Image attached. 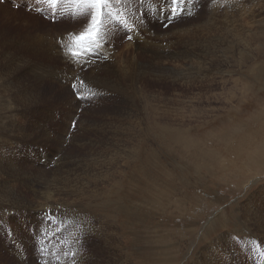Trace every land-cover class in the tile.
I'll list each match as a JSON object with an SVG mask.
<instances>
[{
    "label": "rangeland",
    "instance_id": "rangeland-1",
    "mask_svg": "<svg viewBox=\"0 0 264 264\" xmlns=\"http://www.w3.org/2000/svg\"><path fill=\"white\" fill-rule=\"evenodd\" d=\"M124 1L0 0V264H264L263 0Z\"/></svg>",
    "mask_w": 264,
    "mask_h": 264
},
{
    "label": "bare ground",
    "instance_id": "bare-ground-1",
    "mask_svg": "<svg viewBox=\"0 0 264 264\" xmlns=\"http://www.w3.org/2000/svg\"><path fill=\"white\" fill-rule=\"evenodd\" d=\"M151 1H152V0H151ZM190 1H192V0H190ZM234 1H235V0H234ZM239 1H240V0H239ZM261 1H262V0H261ZM137 2H138V1H137ZM148 2H149V1H148ZM213 2H214V1H213ZM228 2H229V4L231 5V3H230L231 0L228 1ZM255 2H256V1H255ZM258 2H259V1H258ZM125 3H126V1H124V0H122V3H120L119 0H118V2H116V3L114 4V6H113V11H114L115 13H113V15H112L113 17H112V18L120 19L121 21H122V19H124V18H122V17L124 16V15H123L124 13L122 14V12H123L124 6H126ZM168 3H169V2H168ZM210 3H211V2H210ZM216 3H217V1H216ZM232 3H233L234 5H236L235 2H232ZM236 3H237V2H236ZM248 3H249V2H248ZM263 3H264V0H263ZM127 4H128V3H127ZM135 4H136V3H135ZM145 4H146V3H145ZM156 4H157V2H156ZM163 4H164V3H163ZM214 4H215V3H214ZM238 4H239V3H238ZM128 5H129V4H128ZM128 5H127V8L130 7V6L128 7ZM165 5H166V4H165ZM190 5H191V4H190ZM190 5H189V6H190ZM194 5H195V3H194ZM212 5H213V4H212ZM212 5H211V7L208 6L207 9H208V8H212ZM218 5H220V4H218ZM241 5H242V4H241ZM245 5H246V4H245ZM256 5H257V4H256ZM131 6H132V5H131ZM141 6H142V5H141ZM141 6H140V8H141ZM158 6H159V5H158ZM186 6H187V5H186ZM201 6H202V5H201ZM214 6H215V5H214ZM246 6H247V5H246ZM162 7H163V6H162ZM180 7H181V6H180ZM215 7H216V6H215ZM227 7H229V6H227ZM232 7H233V6H232ZM237 7H238V6H237ZM237 7H234V8L236 9ZM249 7H250V6H249ZM257 7H258V6H257ZM142 8H143V6H142ZM142 8H141V9H142ZM185 8H186V7H185ZM189 8H190V7H189ZM196 8H197V7H196ZM222 8H223V7H222ZM225 8H226V7H225ZM225 8H224V9H225ZM229 8H230V7H229ZM229 8H228V9H229ZM244 8H245V7H244ZM250 8H251V7H250ZM258 8H259V7H258ZM133 9H134V8H133ZM157 9H158V8H157ZM190 9H191V8H190ZM194 9H195V8H194ZM198 9H200V8H198ZM198 9H196V10H198ZM215 9L217 10V8H215ZM220 9H221V8H220ZM232 9H233V8H232ZM109 10H111V9H109ZM124 10H125V9H124ZM129 10H130V9H129ZM136 10H137V8H136ZM136 10L134 11L135 14H136ZM138 10H139V9H138ZM142 10H143V9H142ZM150 10H151V9H150ZM159 10L161 11V9H159ZM192 10H193V9H192ZM200 10H201V9H200ZM211 10H212V9H211ZM239 10H240V9H239ZM246 10H247V8H246ZM251 10H252V9H251ZM256 10H257V9H256ZM106 11H107V10H106ZM125 11H126V10H125ZM152 11H153V10H152ZM167 11H168V9H167ZM209 11H210V10H209ZM223 11H224V10H223ZM231 11H232V10H231ZM248 11H249V10H248ZM128 12H129V11H128ZM132 12H133V11H132ZM134 12H133V14H134ZM155 12H156V11H155ZM158 12H159V11H158ZM227 12H228V11H227ZM239 12H240V11H239ZM249 12H251V11H249ZM125 13H126V12H125ZM160 13H161V12H160ZM206 13H207V11H206ZM210 13H211V11H210L208 14H210ZM229 13H231V12H229ZM235 13H236V12H235ZM130 14H131V11H130ZM164 14H165L164 17H166V15H167L168 13L166 12V13H164ZM194 14H195V13H194ZM197 14H198V13H196V15H197ZM199 14H200V13H199ZM199 14H198V15H199ZM208 14H207V16H208ZM214 14H215V13H214ZM214 14H212V15H214ZM232 14H233V13H232ZM241 14H242V13H241ZM245 14H246V13H245ZM160 15H161V14H160ZM230 15H231V14H230ZM137 16H138V15H137ZM171 16H172V14H171ZM189 16H190V15H189ZM204 16H206V15H204ZM207 16H206V17H207ZM215 16H216V15H215ZM126 17H127V16H126ZM168 17H169V16H168ZM174 17H175V16H174ZM193 17H194V15H193ZM198 17H199V16H198ZM198 17H197V18H198ZM216 17H218V15H217ZM231 17H232V16H231ZM236 17H237V16H236ZM254 17H255V16H254ZM254 17H253V19H254ZM256 17H257V16H256ZM134 18H135V17H134ZM189 18H190V17H189ZM209 18H210V16H209ZM164 19H165V18H164ZM199 19H200V18H198V20H199ZM210 19H211V18H210ZM225 19H226V18H225ZM239 19H240V18H239ZM251 19H252V18H251ZM138 20H139V19H138ZM155 20H156V19H155ZM170 20H171V19H170ZM127 21H128V20H127ZM131 21H132V19H131ZM135 21H136V20H135ZM231 21H232V20H231ZM241 22H242V21H241ZM251 22H252V21H251ZM253 22H254V21H253ZM130 23H131V22H130ZM130 23H129V24H130ZM135 23H136V22H135ZM135 23H134V24H135ZM192 23H193V22H192ZM199 23H200V22H199ZM209 23H210V22H209ZM235 23H236V21H235ZM255 23H256V22H255ZM257 23H258V22H257ZM134 24H133V25H134ZM166 24H167V23H166ZM197 24H198V23H197ZM233 24H234V23H233ZM136 25H137V24H136ZM140 25H141V24H140ZM211 25H212V24H211ZM224 25H225V24H224ZM224 25L222 26L223 29H222V28H218V26L216 25L214 29H210L209 31H207V32H208V34H207L208 36L203 34L204 36L207 37V39H205V40H208V38H209V39L212 40V42H213V38H215L216 36H218L219 32H220V31L222 32V30H223V31H225V32H228V34L230 35V36H229V37H230V38H229V42H230V43L233 44L235 41H238V38L236 37V36H238V35H237V32H236V31H237V26H235V29H234V26H232V27H228L227 24H226V26H224ZM127 26H128V25H127ZM137 26H138V25H137ZM244 26H245V25H244ZM263 26H264V25H263ZM134 27H135V25H134ZM198 27H201V26L198 25ZM255 27H256V26H255ZM137 28H138V27H137ZM139 28H140V27H139ZM188 28H189V27H188ZM188 28H187V29H188ZM190 28H191V27H190ZM193 28H194V27H193ZM193 28H191V29L194 30ZM206 28H207V27H206ZM244 28H245V27H244ZM244 28H243V29H244ZM182 29H183V28H182ZM184 29H185V28H184ZM248 29H249V28H248ZM259 29H260V28H259ZM132 30H133V29H132ZM146 30H147V29H146ZM200 30H201V29H200ZM207 30H208V29H207ZM262 30H264V29H262ZM170 31H171V30H170ZM259 31H260V30H259ZM139 32H141V31H139ZM143 32H144V31H143ZM143 32H142V33H143ZM151 32H152V31H151ZM173 32H174V31H173ZM180 32H181V31H180ZM212 32H214L215 34L212 33ZM262 32H263V31H262ZM177 33H178V32H177ZM190 33H191V32H190ZM246 33H247V32H246ZM180 34H181V33H180ZM205 34H206V33H205ZM166 35H168V34H166ZM172 35H174V34H172ZM183 35H184V34H183ZM174 36H175V35H174ZM186 36H187V35H186ZM224 36H225V35H224ZM137 38H138V37H137ZM175 38H177V36H176ZM183 38H184V37H183ZM204 38H205V37H204ZM223 38H225V37H223ZM169 39H170V37H169ZM200 39H201V38L199 37V40H200ZM190 40H191V39H190ZM192 40H193V38H192ZM202 40H203V37H202ZM202 40H201V41H202ZM153 41H154V40H153ZM175 41H176V40H175ZM193 41H194V40H193ZM195 41L197 42V40H195ZM203 41H204V40H203ZM215 41H216V39H215ZM227 41H228V40H227ZM227 41H226V42H227ZM247 41H248V40H247ZM251 41H252V40H251ZM171 42H172V41H171ZM183 42H184V41H183ZM190 42H191V41H190ZM207 42H208V41H207ZM207 42H206V43H207ZM210 42H211V41H210ZM248 42H249V41H248ZM254 42H255V41H254ZM71 43H72V41H71ZM202 43H204V42H202ZM206 43H205V44H206ZM208 43H209V42H208ZM249 43H250V42H249ZM55 44H56V43H55ZM166 44H167V43H166ZM166 44H165V45H166ZM173 44H174V42H173ZM173 44H172V45H173ZM175 44H176V43H175ZM180 44H181V42H180ZM187 44H188V42H187ZM191 44H193V43H191ZM252 44H253V43H252ZM178 45H179V44H178ZM196 45H200V44H196ZM206 45H207V44H206ZM229 45H230V44H229ZM233 45H234V44H233ZM262 45H263V44H262ZM174 46H175V45H174ZM190 46H191V45H190ZM249 46H250V45H249ZM164 47H165V46H164ZM177 47H178V46H177ZM194 47H195V46H194ZM200 47H201V46H200ZM203 47H204V44H203ZM206 47H209V46H206ZM206 47H204V48H206ZM212 47H213V46H212ZM227 47H228V46H227ZM235 47H237V46H235ZM251 47H252V46H251ZM167 48H168V46H167ZM171 48H172V47H171ZM195 48L197 49V46H196ZM241 48H242V47H241ZM241 48H240V49H241ZM161 49H163V48H161ZM173 49H175V48H173ZM189 49H190V48H189ZM192 49H193V48H192ZM199 49H200V48H199ZM209 49H211V48H209ZM150 50H152V49H150ZM166 50H167V49H166ZM194 50H195V49H194ZM194 50H193V51H194ZM206 50H207V49H205V52H206ZM211 50H212V49H211ZM211 50H209V51H211ZM95 51H96V50H95ZM103 51H105V52H106V51H108V52L110 51V52H111V50H109L108 48H106V49L103 48ZM142 51H143V50H142ZM173 51H174V50H173ZM178 51H179V50H178ZM228 51H229V50H228ZM232 51H233V50H232ZM195 52H196V51H195ZM198 52H199V50H198ZM201 52L203 53V51H201ZM201 52H199V53H201ZM212 52H213V50H212ZM99 53H100V52H99ZM146 53H147V52H146ZM161 53H162V52H161ZM171 53H172V52H171ZM192 53H193V52H192ZM202 53H201V55H202ZM234 53H235V52H234ZM107 54H108V53H107ZM154 54L157 56L158 52H155ZM165 54L167 55V53H165ZM189 54H190V53H189ZM207 54L210 55L209 53H206V56H208ZM241 54H242V53H241ZM88 55H89V54H88ZM112 55H113V54H112ZM201 55H200V56H201ZM233 55H234V54H233ZM233 55H230V57H233ZM109 56H110V55H109ZM109 56L107 55V57H109ZM227 56H229V55H227ZM235 56H236V55H235ZM235 56H234V57H235ZM88 57H89V56H88ZM85 58H86V57H85ZM198 58H199V57H198ZM68 59H69V58H68ZM184 59H186L185 62H191V61L193 60V58L191 59V57H190L189 55L185 56ZM195 59H196V58H195ZM229 59H230V58H229ZM229 59H228V60H229ZM83 60H84V59H83ZM126 61H127V60H126ZM198 61H199V60H198ZM212 61H213V60H212ZM72 62H73V61H72ZM100 62H101V61H100ZM182 62H183V61H182ZM82 63H83V62H82ZM91 63H92V62H91ZM109 63H110V62H109ZM113 63L116 64L115 62H113ZM80 64H81V63H80ZM193 64H194V63H193ZM198 64H199V63H198ZM200 64H201V63H200ZM81 65H82V64H81ZM107 65H108V64H107ZM107 65H106V66H107ZM182 65H183V64H182ZM79 66H80V65H79ZM102 66H103V65H102ZM108 66H109V65H108ZM108 66H107V67H108ZM116 66H117V65H116ZM118 66H119V65H118ZM190 66H191V65H190ZM192 66H193V65H192ZM95 67H96V66H95ZM104 67H105V65H104ZM109 67H110V66H109ZM100 68H103V67H100ZM105 68H106V67H105ZM110 68H113V67H110ZM171 68H172V67H171ZM96 69H97V68H96ZM98 69H99V68H98ZM108 69H109V68H108ZM108 69H106V70H108ZM198 69H199V68H198ZM204 70H205V69H204ZM145 71H146V70H145ZM200 71H201V70H200ZM150 72H151V71H150ZM152 72H153V71H152ZM160 72H161V71H160ZM160 72H159V73H160ZM168 72H169V71H168ZM168 72H167V74H168ZM170 72H171V71H170ZM175 72H176V71H175ZM178 72H179V71H178ZM195 72H196V71H195ZM197 72H198V71H197ZM204 72H205V71H204ZM44 73H45V72H44ZM147 73H149V72H147ZM156 73H158V72L156 71ZM159 73H158V74H159ZM172 73H173V71H172ZM172 73H171V74H172ZM182 73H183V72H182ZM202 73H203V70H202ZM202 73H201V74H202ZM208 73H209V72H208ZM211 73H212V72H211ZM211 73H210V75H212ZM23 74H24V73H23ZM26 74H27V73H26ZM94 74H95V73H94ZM94 74H92V75H94ZM176 74H177V73H176ZM54 75H55V74H54ZM141 75H142V74H141ZM154 75H155V73H154ZM163 75H164V74H163ZM163 75H162V76H163ZM181 75H182V74H179V76H181ZM189 75H190V74H189ZM189 75H188V76H189ZM193 75L196 76L195 74H193ZM197 75L199 76V73H197ZM203 75L205 76L206 73L203 74ZM98 76H99V75H98ZM160 76H161V75H160ZM204 76H203V77H204ZM217 76H218V75H217ZM32 77H33V76H32ZM35 77H38V76L35 75ZM99 77H100V76H99ZM101 77H102V76H101ZM114 77H115V76H114ZM158 77H159V76H158ZM200 77H202V75H200ZM203 77H202V79H203ZM207 77H208V76H205L204 78L208 79ZM211 77H212V76H211ZM213 77H214V75H213ZM38 78H39V77H38ZM44 78H45V77H44ZM95 78H96V77H95ZM102 78H103V77H102ZM102 78H101V79H102ZM110 78H111V77H110ZM156 78H157V76H156ZM39 79H40V78H39ZM85 79H86V78H85ZM88 79H89V78H88ZM107 79H108V78H107ZM185 79H186V78H185ZM195 79H196V78H195ZM200 79H201V78H200ZM36 80H38V79H36ZM46 80H47V79H46ZM68 80H69V79H68ZM70 80H71V79H70ZM96 80H97V79H96ZM102 80H103V79H102ZM104 80H105V78H104ZM108 80H109V79H108ZM159 80H160V79H159ZM192 80H193V79H192ZM197 80H198V79H197ZM44 81H45V80H44ZM44 81H43V82H44ZM156 81H157V80H156ZM193 81L195 82V80H193ZM205 81H207V80H205ZM205 81H204V82H205ZM216 81H217V80H216ZM34 82H35V81H34ZM40 82H41V81H40ZM102 82H104V81H102ZM116 82H117V81H116ZM189 82H190V81H189ZM202 82H203V80H202ZM104 83H105V82H104ZM190 83H191V82H190ZM95 84H97V83H95ZM98 84H100V83H98ZM114 84H115V83H114ZM78 85H79V84H78ZM190 85H191V84H190ZM81 86H82V85H81ZM81 86H80V87H81ZM90 86H91V85H90ZM96 86H97V85H96ZM100 86H101V85H100ZM111 86H113V85H111ZM74 87H75V86H74ZM76 87H77V86H76ZM85 87H86V85H85ZM88 87H89V85H88ZM104 87H105V86H104ZM114 87H115V86H114ZM114 87H113V88H114ZM82 88H83V87H81V89H82ZM115 88H116V87H115ZM117 88H118V87H117ZM124 88H125V87H124ZM124 88H123V90H124ZM89 89H90V88H89ZM118 89H119V88H118ZM94 93H95V92H94ZM121 94H123V93L121 92ZM126 95H128V94H125V96H126ZM123 96H124V95H123ZM121 98H122V97H121ZM129 98H130V96H129ZM123 99L125 100V98H123ZM132 99H133V98H132ZM127 100H129V99H127ZM122 101H123V100H122ZM132 101H133V100H132ZM132 101H131V102H132ZM125 102H126V101H125ZM125 102H124V103H125ZM128 102H129V101H128ZM165 102H166V100H165ZM129 103H130V102H129ZM129 103H128V104L126 103L125 105H123V106H124V108H123V113H124V114H126V113L129 114V113H131V112L135 113V111H136V109H134L135 107L133 108V106H131ZM119 108H120V107H119ZM121 112H122V111H121ZM120 114H122V113H120ZM135 115H136V114H135ZM128 116H129V115H128ZM135 117H136V116H135ZM129 123H130V122H129ZM133 123H134V122H133ZM84 124H85V123H84ZM161 126H162V125H160V127H161ZM57 134H59V133H57ZM57 134H55V135H57ZM25 136H26V135H25ZM53 136H54V135H53ZM54 137H55V136H54ZM62 139H63V138H62ZM42 159H43V158H42ZM35 162H36V161H35ZM29 176H30V175H29ZM26 178H27V177H26ZM98 181H100V179L97 180V177H96V180H93L92 182H90V184L93 185V183H94V184L96 185V184L98 183ZM89 187H91V186H89ZM95 189H96V190H95ZM95 189L93 188V189L90 191V192H91V193H90L91 195H88L87 198L93 199L94 197H96V196L99 194V193L97 194V191H98L97 188H95ZM84 191H85V190H84ZM47 193H49V192H47ZM47 193H46V194H47ZM68 194H69V193H68ZM50 195H51V194H50ZM50 195H49V199H50V197H51ZM59 195H60V194H59ZM83 195H84V193H83ZM86 195H87V194H85V196H86ZM47 197H48V196H47ZM80 198H81V197H80ZM51 201H52V200H51ZM50 206H51V205H50ZM66 208H67V207H66ZM37 210H39V209H37ZM74 211H75V210H74ZM89 213H90V212H89ZM29 214H30V213H29ZM76 214H77V213H76ZM88 215H89V214H88ZM89 216H90V215H89ZM36 217H37V216H36ZM70 217H72V216H70ZM72 219H73V218H72ZM89 222H90V220H89ZM262 222H263V221H262ZM67 223H68V222H67ZM90 223H91V222H90ZM90 223L88 224L87 222H84V221H83V222H82V226H83V227H86V228L88 227L87 230H90V231L92 230V231L94 232L95 230H94L93 228H89V227H90ZM258 227H260V226H258ZM94 228H95V227H94ZM67 232L69 233V231H67ZM72 235H74V233L71 234V237H72Z\"/></svg>",
    "mask_w": 264,
    "mask_h": 264
},
{
    "label": "snow or ice",
    "instance_id": "snow-or-ice-1",
    "mask_svg": "<svg viewBox=\"0 0 264 264\" xmlns=\"http://www.w3.org/2000/svg\"><path fill=\"white\" fill-rule=\"evenodd\" d=\"M49 2L56 4L58 0H49ZM116 2L118 0H74L76 5H83L87 9V12H81L80 15L89 18V23L84 31L79 34H71L73 43L69 45L68 51L74 58L83 57L85 54L93 52L94 46H98L100 28L103 25L104 17L113 15L111 11L106 10L111 9ZM119 2H122V0H119ZM184 3H186V0H171L170 11L172 15L182 14L184 9L180 5ZM71 255L75 257L76 253L73 252Z\"/></svg>",
    "mask_w": 264,
    "mask_h": 264
}]
</instances>
